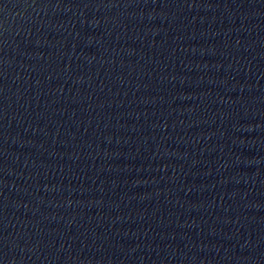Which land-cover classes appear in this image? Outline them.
<instances>
[{"label": "water", "instance_id": "obj_1", "mask_svg": "<svg viewBox=\"0 0 264 264\" xmlns=\"http://www.w3.org/2000/svg\"><path fill=\"white\" fill-rule=\"evenodd\" d=\"M0 264H264L260 0H0Z\"/></svg>", "mask_w": 264, "mask_h": 264}]
</instances>
